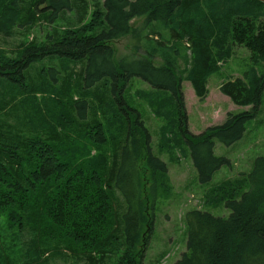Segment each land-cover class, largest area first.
<instances>
[{
    "label": "trees",
    "instance_id": "16d2710c",
    "mask_svg": "<svg viewBox=\"0 0 264 264\" xmlns=\"http://www.w3.org/2000/svg\"><path fill=\"white\" fill-rule=\"evenodd\" d=\"M208 1L102 0L98 30H91L89 35L84 33L89 31L88 28L70 30L62 39L56 38L44 46L30 44L15 63L0 64L1 78L19 82L26 80L28 67L38 62L36 54L49 53L66 62H75L79 67L77 78L85 90H90L102 107L101 111L113 101L126 123L125 139L114 144L108 166L94 170L84 166L87 165L84 161L70 168L67 179L64 175L67 166L55 160L58 158L55 150L58 146L48 145L50 149L44 152L32 143L40 141L23 145L19 138L0 130V181H5V190L0 192V208L14 210V224L23 216L20 211H26L27 215L31 214L32 228L36 232L45 225L68 243L80 245V249L73 252L82 251L86 264L106 263L107 254L112 251L111 243L115 241L121 243L118 246L122 250L119 264H140L142 254L139 255L136 249L146 246L148 238L145 232L148 228L144 225L136 131L145 137L150 169L166 173L167 167L153 154L150 135L138 110L125 100V87L133 79L140 80L152 90L168 93L174 101L178 133L189 151L201 185L209 183L220 168L229 166L226 158L214 155L215 142L230 147L243 137L246 124L258 113L264 91V71L259 73L251 68L241 78L228 81L220 88L234 105L249 107L248 110L229 113L221 125L193 135L188 130L181 83L173 71L177 67L180 50L173 48L172 42L177 37L190 43L182 42L190 45L193 54L192 69L186 79L191 82L196 96L202 99L206 94L204 72L211 67L213 48L221 50L219 45L225 46L226 37L248 20L250 37L247 47L256 56L253 59L255 63H264V25L259 27L256 24L258 20L264 21V3L260 0H213L215 10L210 19L202 14L201 7ZM9 5L6 11L19 7L16 0H11ZM37 5L41 6L39 11ZM27 7V17L31 15L36 20L41 17L48 25L71 15L75 26H80L87 15L85 0H33V8L30 3ZM179 14L182 15L177 16ZM143 16L146 17V25L157 22L164 26L173 25L170 29L175 34L169 40L162 32H154L151 34H155L158 40L152 44L148 40L149 35L146 36V50L159 54L164 65L159 67L148 60L128 57L115 65L109 43L126 36L130 31V21ZM175 17L179 23L173 19ZM237 17L247 18L235 24ZM27 23L32 22L27 20ZM180 24L182 35L178 34L180 28L176 27ZM168 47L172 50L167 51ZM54 69L49 70L52 73L49 82L57 85L58 70ZM69 77L66 74L64 80L68 81ZM37 93H42V90H34L32 94ZM72 107L81 122L88 118L90 104L87 101L75 102ZM94 121L96 129L100 130V121L96 117ZM96 138L101 137L96 135ZM247 182L248 190L239 199L236 190L226 194V189H223L224 196L228 198L224 203L230 212L228 217H215L201 210L185 213L186 251L174 264H264V156L254 160ZM113 191L118 194L114 205ZM113 208L119 214H115ZM0 216L10 219L2 212ZM39 240L40 234L34 238V244L38 245Z\"/></svg>",
    "mask_w": 264,
    "mask_h": 264
},
{
    "label": "rangeland",
    "instance_id": "374dc122",
    "mask_svg": "<svg viewBox=\"0 0 264 264\" xmlns=\"http://www.w3.org/2000/svg\"><path fill=\"white\" fill-rule=\"evenodd\" d=\"M10 1L0 0V64L19 61L30 44L44 46L56 38L62 39L70 30L88 28L89 31L84 33L89 35L91 30L100 28L102 0H85L87 15L80 26H75L71 15L51 25L41 17H37V20L32 19L31 15L27 17V4L30 3L33 8V0H16L19 6L17 10L6 11ZM260 1L264 3V0ZM208 4L201 5L202 14L212 19L214 1L209 0ZM37 6L39 11L41 6ZM246 18L237 17L234 22L238 24ZM145 19V16L134 18L130 21L129 33L109 43L115 65L124 57L148 60L159 67L164 65L159 54L146 50V36L149 35L148 40L152 44L158 40L155 34H151L154 32H162L164 38L169 40L175 34L170 29L173 25L164 26L160 22L146 25ZM173 19L179 23L176 17ZM27 20L32 23H27ZM256 24L262 27L264 21L258 20ZM240 25L242 27H237L226 37L225 46L219 45L221 50L213 48L211 67L203 73L206 94L202 99L196 96L191 82L186 79L192 69L193 54L190 45H183L182 42L190 43L182 37V40L177 37L173 39L172 47L180 50L178 64L173 71L181 83L188 130L193 135L221 125L229 113L238 114L249 109L234 105L220 91L224 83L241 78L251 68L259 73L264 71V63H255L253 59L256 56L247 47L250 21ZM176 27L180 28L178 34L182 35L181 24ZM166 50L171 51L172 48ZM47 55L50 56L49 53L36 54L35 58L39 60L28 67L26 80H21L22 83L0 77V130L19 138L24 142L23 145L40 141L42 144L32 143L44 152L50 149L48 145L58 146L55 148L58 156L55 160L67 166V173H64L66 179L70 168L84 161L87 163L84 166L94 170L108 166L114 144L125 139L126 123L113 101L101 111L102 107L90 90H85L77 78V63ZM54 68L58 70L57 85L49 82V76L52 75L49 70ZM66 74L70 75L68 81L64 80ZM34 90H42V93L32 94ZM124 95L127 104L137 109L143 120L150 135L153 154L167 167L166 173L150 169L144 146L145 137L136 131L134 137L138 145L136 156L144 225L148 228L145 232L148 238L146 246L136 249L139 255L142 254L140 264H174L186 251L185 213L201 210L215 217L226 218L230 212L224 207L228 198L224 196L223 189H226V194L236 190L237 199L248 190L247 176L253 168V162L264 156V91L258 113L246 124L243 137L230 147L215 142L214 155L226 158L230 164L220 168L211 181L203 185L198 182L189 151L179 136L176 106L170 95L152 90L137 79L126 85ZM78 101L90 104L88 118L83 122L72 107ZM95 117L102 125L101 132L96 129ZM96 135L101 138H96ZM4 182V179L0 181V192L5 190ZM112 194L114 205V198L118 194L115 191ZM1 212L10 219L0 216V264H86V256L82 251L73 252L80 249V245L68 243L45 225L36 232L32 228L31 214L20 211L23 216L14 224L16 214L12 208H0ZM114 213L119 214L115 209ZM38 234L39 244L35 245L33 240ZM120 244L116 241L111 243L112 251L107 254L108 260L104 264H119L122 254L118 247Z\"/></svg>",
    "mask_w": 264,
    "mask_h": 264
}]
</instances>
